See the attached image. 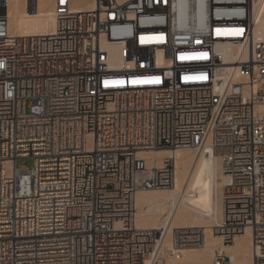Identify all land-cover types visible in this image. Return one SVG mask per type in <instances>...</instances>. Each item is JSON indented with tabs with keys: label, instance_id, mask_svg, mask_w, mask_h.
<instances>
[{
	"label": "built area",
	"instance_id": "built-area-1",
	"mask_svg": "<svg viewBox=\"0 0 264 264\" xmlns=\"http://www.w3.org/2000/svg\"><path fill=\"white\" fill-rule=\"evenodd\" d=\"M254 1L53 0L54 32L32 36L0 7V264H182L205 229L139 227L136 199L176 182L172 155L143 153L183 148L220 159L213 232L229 246L249 229L251 264H264ZM232 263L218 249L208 264Z\"/></svg>",
	"mask_w": 264,
	"mask_h": 264
},
{
	"label": "bare ground",
	"instance_id": "bare-ground-1",
	"mask_svg": "<svg viewBox=\"0 0 264 264\" xmlns=\"http://www.w3.org/2000/svg\"><path fill=\"white\" fill-rule=\"evenodd\" d=\"M50 1L40 0L39 9L35 12L26 10L25 0H4L0 7L2 13L10 17V29L15 35L50 34L54 32L56 22ZM263 2L264 0L254 1L255 36L262 39H264ZM94 7L95 0H75L74 3L75 10H89ZM238 52L236 49V55ZM143 154L150 163L158 165L163 162L164 158L172 155L176 162L177 173L173 188L138 193L136 199L138 226L160 229L167 225L170 231L175 227L185 226L205 229L204 245L200 249L193 248L197 249L198 253L189 254L188 249L183 251L186 264H200L199 259L206 255L208 258L209 254L213 256L217 247L226 250L232 258V264H251L252 252L248 255L247 261L240 260L246 252V247L251 246L252 243L249 229L237 236L235 243L229 246L222 244L220 242L222 238L213 232V227L220 222L222 217V191L220 189L222 190L228 181L220 159L208 155L205 151L198 152L193 159L188 157L189 153L186 150L176 152L159 150Z\"/></svg>",
	"mask_w": 264,
	"mask_h": 264
},
{
	"label": "rangeland",
	"instance_id": "rangeland-1",
	"mask_svg": "<svg viewBox=\"0 0 264 264\" xmlns=\"http://www.w3.org/2000/svg\"><path fill=\"white\" fill-rule=\"evenodd\" d=\"M50 1V0H49ZM52 2V5H53V1H50V3ZM35 12V11H34ZM180 150H186V152L187 153H189V155H188V157L189 158H191V159H193V157H196V154H198V152H195V151H193L192 149H189V148H183V149H180ZM221 163V162H220ZM33 165H34V161H33V159L32 158H20V159H18L17 160V167L18 168H21V167H24V166H26V167H29V168H32L33 167ZM177 167V166H176ZM220 191H223V188H222V190L220 189ZM215 224H217V223H215ZM221 241L220 242H222V244H223V241H222V239H220ZM219 242V241H218ZM220 248V249H219ZM200 249V248H199ZM199 249H198V251H199ZM222 250V251H224L225 253H227L226 252V250H224L222 247H217L215 250ZM189 251V254L191 253V254H197L198 252H197V249H193V248H191V249H188ZM193 250H195V252L193 251ZM250 252H252V243H251V246L249 245V247H246V252L244 253V255H242L241 257H240V260L242 261V262H245V261H247V257H248V255L250 254ZM207 256L208 255H206V257L205 256H203L202 257V259H199L200 261V264H208V263H210V261H211V259H212V256H211V254H209V257L207 258ZM206 259V261H202V260H205ZM182 264H186L185 263V259L183 258V260H182Z\"/></svg>",
	"mask_w": 264,
	"mask_h": 264
}]
</instances>
